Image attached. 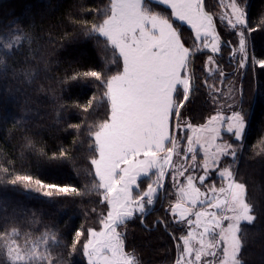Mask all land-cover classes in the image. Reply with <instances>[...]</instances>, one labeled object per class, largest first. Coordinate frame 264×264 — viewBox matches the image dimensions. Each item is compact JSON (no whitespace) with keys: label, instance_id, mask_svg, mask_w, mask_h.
Returning a JSON list of instances; mask_svg holds the SVG:
<instances>
[{"label":"snow or ice","instance_id":"6c2138e0","mask_svg":"<svg viewBox=\"0 0 264 264\" xmlns=\"http://www.w3.org/2000/svg\"><path fill=\"white\" fill-rule=\"evenodd\" d=\"M224 7L219 20L237 37L234 48L222 37L218 18L206 9L205 0H99L92 8L83 3L69 6L67 27L56 43L71 56L73 50L65 42L95 41L105 55L94 67L72 69L59 81L95 91L83 104H60L56 122L77 139L86 134L91 153L88 190L96 193L103 212L89 210L98 216V228L71 225L68 244L63 243L59 226L43 223L36 212L30 219L27 214L20 218L23 225L15 210L12 216L0 217V264H68L64 253L54 257L50 249L64 248L71 257L77 245L87 264H143L128 243L127 227L139 221L150 231L145 218L162 196L174 200L164 209L168 219L157 220L156 225L184 233H169L176 242L173 264H248V229L264 223V205L252 201L247 183L234 167L244 148L248 112L242 89L222 87L228 77L216 57L227 45L232 57L239 52V67H245L247 35L256 29L250 23L249 0H229ZM261 23L264 26V20ZM37 37L32 25L18 20L0 28L4 57L0 66L4 75L11 70L17 91L25 97L26 111H31L33 95L43 89L29 90L24 78L34 82L32 78L46 70L33 68L27 59ZM16 55L24 58L21 64L9 66L7 58ZM201 55H207L201 68L206 76L195 71ZM261 57L256 63L264 68V53ZM201 96L214 106V114L206 122L193 123L188 114ZM72 109L83 117L81 123L62 118L61 112ZM89 117H93L90 123ZM25 147L35 150L30 138H25ZM39 155L49 163H63L69 159V149ZM213 176L219 177V186ZM0 184L22 188L53 206L81 195L75 185L44 182L9 167L0 168ZM39 227L44 230L34 238Z\"/></svg>","mask_w":264,"mask_h":264},{"label":"trees","instance_id":"16d2710c","mask_svg":"<svg viewBox=\"0 0 264 264\" xmlns=\"http://www.w3.org/2000/svg\"><path fill=\"white\" fill-rule=\"evenodd\" d=\"M207 2L208 0L205 4ZM74 3H83L86 7L92 8L97 6L99 0H0V28L16 20L21 21L23 25H32L38 31V37L27 59L32 61L33 68L37 66L40 69L46 68L38 72V78L35 76L32 78L34 82L29 83V78H24L25 83L29 84V90L43 89L33 95L31 111H26L25 97L17 91V82L12 79L11 70L4 75L0 66V168L9 167L10 171L31 174L44 182L75 185L81 192L80 196L69 197L53 206L43 197L25 194L22 188L13 189L10 185L0 184V217L12 216L15 210L18 222L23 225L25 221L20 218L27 214V218L30 219L31 213L36 212L37 216H42L43 223L59 226L64 244L69 243L68 232L71 225L83 224L85 227L98 228V216L89 211L91 208H96L97 213L103 212V208L96 203L98 200L96 193L88 190L91 185V177L88 174L91 153L88 151L86 134L77 139L61 131L60 129L65 125L56 122V111L60 104L69 106L74 102L83 104L95 91L83 84L62 85L59 81L72 69L85 71L94 67L105 55L95 41L80 40L71 44L65 42L67 48L73 50L71 56H68L56 43L60 40L61 32L67 27L66 13L69 6ZM249 3L250 23L256 30L247 35L250 64L239 78V89L243 91L249 126L236 169L239 173L238 178L247 183L252 201L262 206L264 205V68H261L256 61L262 58L261 54L264 53V26L261 23L264 20V0H249ZM73 12L83 14L79 9H73ZM84 18L89 23L93 22L89 15H85ZM217 27L222 37L232 42L231 47H236V37L229 36L221 28L219 29L218 24ZM187 36L188 34H185V37ZM222 48L223 51L231 52L227 45ZM220 57L218 63L227 76L235 74L232 60L228 61L224 54ZM0 58L4 57L0 56ZM23 59L22 56L16 55L7 58V64L18 66ZM44 60L48 61L47 65L43 63ZM251 60H254V66ZM206 104L205 98L201 96L194 105V112H191L194 113L193 119H199L208 110ZM61 116L72 123H81L83 119L75 109L68 113L61 112ZM19 117L25 119L20 120ZM92 119L93 117H89L87 122L90 123ZM14 120L17 122L14 123ZM25 138L33 141L35 150L25 147ZM74 139H77L75 145H73ZM61 148L69 149V159L63 163H49L39 155L41 151L51 155ZM162 204V206L157 204L155 210L145 218L144 224L151 229L150 231H146L139 221H134L129 227L128 243L136 248L143 264H173L176 257V242L170 238L169 233L179 236L181 232L173 231L172 227L165 231L163 227L156 225L157 220H167V216L163 213L166 206L165 203ZM66 223L69 227H65ZM43 230L39 227L33 231V237L39 236ZM81 240L83 241V237ZM50 251L54 257L58 253H64L68 264H87L86 258L80 252V245H77V251L71 257L66 255L64 248L52 247ZM256 257L264 264V223H257L255 227L248 229L245 259L248 264H257Z\"/></svg>","mask_w":264,"mask_h":264},{"label":"rangeland","instance_id":"374dc122","mask_svg":"<svg viewBox=\"0 0 264 264\" xmlns=\"http://www.w3.org/2000/svg\"><path fill=\"white\" fill-rule=\"evenodd\" d=\"M229 3V0H223V3H221V0H208V2L206 3V9L207 10H209V11H211V12H213L216 16H217V24L219 25V29L221 28V30H223L226 34H228L229 36L230 35H232V37H236L234 34H233V30L231 29V28H229V27H227L226 26V24L223 22V21H221V20H219V17L221 16V14L222 13H224L225 11H226V9H225V5H227ZM157 10H161V9H157ZM186 35L188 34L189 35V33L188 32H186L185 33ZM236 40H237V37H236ZM247 47H248V43H247ZM223 49V48H222ZM248 53H249V48H248ZM225 55V58L229 61V60H232L231 61V63H232V67L234 68V71L236 70V73L235 74H233V75H231V76H227L228 78L225 80V82H224V84L222 85V87L225 89V90H227L228 88H230V87H234V88H237V89H239V78L243 75V73H244V71H245V69H246V67L248 66V64H250V60H248L247 61V63H246V65H245V67H239V62H240V54H239V52L237 51V55L235 56V57H232V56H230L229 58H228V56L229 55H231V52L229 51H223L222 50V52H221V56L222 55ZM220 55L219 56H217L216 57V59H217V62L219 61V60H221L222 58L220 57ZM248 56H249V54H248ZM218 57H220L221 59H219ZM231 58V59H230ZM219 59V60H218ZM207 60V55H203V56H201L199 59H197V65H195V71H196V74L197 75H200V76H206L207 74L206 73H204L202 70H201V68H202V65H203V63L205 62ZM251 64L254 66L255 65V62H254V60H251ZM233 71V72H234ZM210 82H212L211 80H210ZM227 94V93H226ZM205 98V97H204ZM207 106H208V110H206L204 113H203V115L199 118V119H197V120H195V119H193L192 117H193V114L192 113H189L188 115H189V118H191L192 119V122L193 123H203V122H206V119H207V117L209 116V115H212V114H214V106L213 105H211V104H209V103H207L206 104ZM225 111H226V109H225ZM195 116V115H194ZM182 134V133H181ZM225 139H227V135L225 134ZM201 155H202V153H201ZM237 164H238V162H237ZM236 166L237 165H235L234 167L236 168ZM211 179H214L215 180V182H216V184H217V186H219V184H220V179H219V177L218 176H213V177H211ZM207 183V182H206ZM258 187V186H257ZM203 190V189H202ZM169 191L171 192L172 190L171 189H169ZM163 197V196H162ZM162 197H161V201H160V203H158V204H160V206H162L163 204L162 203H165V208H167L168 207V205H169V202L170 201H173L174 200V197H172V196H169V198L168 199H163V200H165V202L164 201H162ZM164 208V209H165ZM163 213H164V215H166V213H165V211H163ZM166 219H168V217L166 218ZM134 221H132V222H130L129 224H128V227H127V233H129V227H130V225L133 223ZM174 230H177V228H174L173 229V231ZM181 232V231H180ZM182 234H184L183 232H181L180 233V235H182ZM260 244H262V242H259ZM259 244V245H260ZM257 248H259V246L257 247ZM257 258V257H256ZM256 262H257V264H262L261 262H260V260L257 258V260H256Z\"/></svg>","mask_w":264,"mask_h":264},{"label":"flooded vegetation","instance_id":"af4514ba","mask_svg":"<svg viewBox=\"0 0 264 264\" xmlns=\"http://www.w3.org/2000/svg\"><path fill=\"white\" fill-rule=\"evenodd\" d=\"M163 198H164V197H162V201H164ZM155 207H156V206H155Z\"/></svg>","mask_w":264,"mask_h":264},{"label":"water","instance_id":"95a60500","mask_svg":"<svg viewBox=\"0 0 264 264\" xmlns=\"http://www.w3.org/2000/svg\"><path fill=\"white\" fill-rule=\"evenodd\" d=\"M206 1V0H205Z\"/></svg>","mask_w":264,"mask_h":264}]
</instances>
